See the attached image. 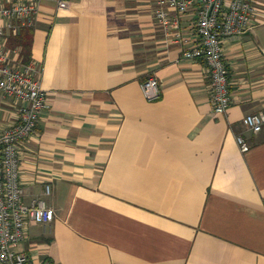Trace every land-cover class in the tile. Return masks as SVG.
<instances>
[{"label": "crops", "instance_id": "0c3cea01", "mask_svg": "<svg viewBox=\"0 0 264 264\" xmlns=\"http://www.w3.org/2000/svg\"><path fill=\"white\" fill-rule=\"evenodd\" d=\"M252 2L254 30L223 43L226 113L214 111L206 60L185 56L200 40L196 0L167 7L169 30L159 0L40 2L31 61L49 105L21 145L20 175L25 203L55 216L29 217L17 250L37 264H264V129L243 122L264 109V0ZM14 22L0 17V44ZM150 75L157 100L142 89ZM18 112L0 95V130Z\"/></svg>", "mask_w": 264, "mask_h": 264}, {"label": "built area", "instance_id": "2783aa9c", "mask_svg": "<svg viewBox=\"0 0 264 264\" xmlns=\"http://www.w3.org/2000/svg\"><path fill=\"white\" fill-rule=\"evenodd\" d=\"M43 0H0V17L17 21L10 26L14 33L19 26L34 24V17ZM58 9H66L71 0H51ZM195 0H159L156 16L169 30L177 21L167 7L182 14ZM199 5L197 22L199 42L185 51L188 58H204L209 67L210 91L216 113H226L232 104L231 80L227 69L223 43L226 38L254 30L257 8L252 0H196ZM3 32L0 31V34ZM33 61L23 62L17 48L0 44V95L19 102L17 121L0 130V261L7 264H37L17 246L26 238L29 217L39 223L54 219L55 210L42 199L30 205L24 201L25 189L21 181V145L37 130L41 112L49 105V92L36 75ZM142 89L148 100L162 96V87L156 75H150ZM247 129L259 133L264 129V109L245 115ZM243 151L251 146L243 134L237 135ZM50 191V187H47ZM41 264H50L43 261Z\"/></svg>", "mask_w": 264, "mask_h": 264}, {"label": "trees", "instance_id": "16d2710c", "mask_svg": "<svg viewBox=\"0 0 264 264\" xmlns=\"http://www.w3.org/2000/svg\"><path fill=\"white\" fill-rule=\"evenodd\" d=\"M34 27L30 25H20L16 34H10L7 41L9 48H20V57L23 62L29 63L33 56Z\"/></svg>", "mask_w": 264, "mask_h": 264}]
</instances>
